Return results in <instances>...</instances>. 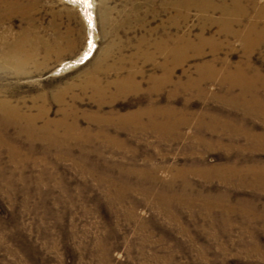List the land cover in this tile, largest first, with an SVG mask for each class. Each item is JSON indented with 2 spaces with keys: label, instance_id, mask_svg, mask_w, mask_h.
Instances as JSON below:
<instances>
[{
  "label": "rangeland",
  "instance_id": "374dc122",
  "mask_svg": "<svg viewBox=\"0 0 264 264\" xmlns=\"http://www.w3.org/2000/svg\"><path fill=\"white\" fill-rule=\"evenodd\" d=\"M13 12L0 16V99L60 138L92 135L36 139L26 159L0 145V264H264V141L248 135L264 133V0H16ZM226 78L255 94L236 86L228 104ZM138 111L143 129L120 127ZM176 116L188 118L178 140ZM212 116L250 149L227 153ZM233 159L259 174L198 171Z\"/></svg>",
  "mask_w": 264,
  "mask_h": 264
},
{
  "label": "bare ground",
  "instance_id": "6f19581e",
  "mask_svg": "<svg viewBox=\"0 0 264 264\" xmlns=\"http://www.w3.org/2000/svg\"><path fill=\"white\" fill-rule=\"evenodd\" d=\"M16 7V0H0V16H11L13 15V11ZM22 8V14L23 15H27L28 12H26V7H21ZM16 9H19L16 8ZM254 26V24H253ZM255 27V26H254ZM258 27V26H257ZM259 28V27H258ZM227 33V32H226ZM252 33H254L252 31ZM251 33V34H252ZM255 33H257L255 31ZM236 34V33H235ZM249 34L248 38H247V43H249L248 45H252V41H254L253 39L256 37H252V35H250V32L247 33ZM264 35V34H263ZM226 36V34H225ZM261 37V36H259ZM203 38V37H202ZM258 38V37H257ZM182 39V38H181ZM184 39V38H183ZM262 37L259 38V40L262 41ZM256 40V38H255ZM264 40V39H263ZM182 40H180L181 42ZM186 42V40H185ZM182 48V47H181ZM202 49V48H201ZM199 50V49H198ZM171 52V51H170ZM197 52V50H196ZM199 52V51H198ZM185 53V52H184ZM91 54V51L86 52V54L83 56V59L88 58ZM179 54V53H178ZM171 55V54H170ZM201 55V54H200ZM10 57H15V55H11ZM9 57V58H10ZM16 57H20L22 58L21 61L28 59L29 57H31V54H23V53H18L16 55ZM179 57V56H178ZM183 58V56H182ZM176 60V59H175ZM168 80V79H167ZM205 80V79H204ZM132 80H129L127 82H130ZM255 82V81H254ZM98 83V82H97ZM192 84L190 85H198L204 83L203 81L198 80V82H191ZM222 87H223V93L219 96H222V98H225L228 104L231 103L229 102L231 97H229L230 91L231 89L235 88L236 86H240L241 89L243 90L244 94H248L249 91H254V87H253V81H249V80H243L241 78H233L231 80L227 79L224 80L222 83ZM259 84V83H258ZM264 84V83H263ZM96 86L98 84H95ZM123 85V84H122ZM257 85V84H256ZM100 86V85H99ZM199 86V85H198ZM202 86V85H201ZM258 86V85H257ZM262 86V85H261ZM155 87H153L150 92L154 89ZM263 88V86H262ZM255 94V92H253ZM242 95L239 96V98L235 97V99L233 100V104H235L236 106H239V103H241V101L245 98L246 95H244L243 93H241ZM251 94V92H250ZM249 94V95H250ZM233 96V95H231ZM251 96V95H250ZM247 97V96H246ZM248 98V97H247ZM254 99V98H253ZM251 99V100H253ZM174 102V101H173ZM253 102V101H252ZM255 102V100H254ZM155 102H151V105L149 107L148 110H146V112H148L150 110V112L152 114L155 113L156 110V105L154 104ZM241 105V104H240ZM174 108V107H173ZM251 109V108H250ZM258 110V109H256ZM260 110V109H259ZM255 112V111H254ZM260 112V111H258ZM143 111H138L135 113H131L129 115H126L124 117L121 118L120 122H121V128L125 127V125H129V127L133 128V127H138L139 130L143 129V127H145V125H141V121H140V114H142ZM145 113V110H144ZM175 114H178L175 112ZM256 114V113H255ZM262 115V112H261ZM39 119L38 115H33L32 113H27V112H23L20 108L14 106L9 100L7 99H0V145L2 147H9V151H11L13 153L14 158L16 159H26L30 152H28L25 149V145L26 143H28L29 145L34 143V141L36 139H40V138H49L51 141H53L54 143L57 144H62L64 143L67 139H77L78 141H81L84 143V141H86V138L91 137L92 133L90 134L88 130L85 131H79L78 128L76 129V125L74 126H70L66 131L67 135L65 138H60V136H58V134L54 131L51 130V126L54 124L52 121L50 120H46L45 123L43 125H38L37 120ZM96 119V118H95ZM153 119V118H152ZM62 120V119H61ZM154 120V119H153ZM110 121V120H109ZM135 121V122H133ZM65 122V121H63ZM75 122V121H74ZM155 122V121H154ZM188 122V118L185 116H181V117H177L176 119H173V139L178 140L181 137V127L183 126V124ZM130 123H134L137 124L132 125ZM58 124V123H57ZM139 124V125H138ZM205 124V127L208 129H211L212 131L218 132V133H222L225 135H229L230 137H232L231 141L228 143H224L223 141L219 140V143L221 145L219 146H223V149L225 148V151L228 153L230 152V154H241L242 152L248 151L250 149L249 146L245 147L244 146H237V143H235V136L237 135V130L232 127L230 124L228 123H223L220 121V118L217 116H212L210 121H207V124ZM58 128V127H57ZM55 130V129H54ZM78 130V131H77ZM106 130L104 128H100V130L98 131V135H106ZM65 135V134H64ZM249 135V139H256V140H260L261 143L262 141H264V133L260 136H254L253 134H248ZM38 141V140H37ZM46 141V140H44ZM116 141V140H115ZM80 142V143H81ZM67 143V142H66ZM65 143V144H66ZM202 143H204V146L207 147L208 145L210 146L211 144L202 141ZM201 144V143H200ZM24 145V146H23ZM81 145V144H80ZM264 145V142H263ZM75 146V145H74ZM192 146V144H191ZM194 146L189 148L188 151L191 152L194 149ZM209 148V147H208ZM251 153V151H249ZM229 156V155H228ZM238 156V155H237ZM254 157V156H253ZM250 159V158H249ZM239 161L234 160L231 161L230 164L225 165V166H221V167H207V169H203V170H198L199 173L201 172L203 175H205L206 177H212L214 172H219L222 171V173H220L223 175L221 178L223 181H225V183L227 184H231V183H235L233 181H229L226 175L230 174V173H235V175H239L240 174H244L247 177V174H253V173H257L259 174L260 171L257 172L256 167L254 166H242L241 164L238 163ZM263 163V162H262ZM246 164V163H245ZM261 166V165H259ZM263 166V165H262ZM258 168V167H257ZM193 171H197V169H192ZM192 170H176L175 169V173H174V179H176L179 175L185 174L187 172H190ZM141 172V171H140ZM262 172V171H261ZM143 173V172H142ZM264 174V173H263ZM144 175V174H143ZM142 175V176H143ZM225 175V176H224ZM231 175V174H230ZM229 175V176H230ZM147 178H150L151 180H153L154 182H157L158 177L155 175V170L151 169L148 172L145 173V175ZM232 176V175H231ZM249 176V175H248ZM251 176V175H250ZM258 177V176H257ZM257 177H253L254 181H253V185L255 184L254 182H261L262 180L260 178ZM237 178V177H236ZM232 179V178H231ZM245 179V177L243 178ZM263 179V177H262ZM233 180V179H232ZM174 180H172L173 182ZM245 181V180H244ZM264 181V180H263ZM262 181V182H263ZM239 182V181H238ZM247 182V181H246ZM251 183V179L249 181ZM171 183V182H170ZM224 183V182H223ZM248 183V182H247ZM172 184V183H171ZM187 184H190V182H188ZM241 186V185H240ZM245 186V185H244ZM247 187H249L248 185H246ZM254 187V186H253ZM262 186H260L261 188ZM139 188V187H138ZM254 189V188H253ZM143 190V189H142ZM121 191V190H120ZM145 192H148L146 189L144 190ZM152 191V190H151ZM122 192H125V190H122ZM120 196V195H119ZM121 196H123L121 194ZM158 196L160 197L158 200L160 201V203L162 204H166V202L168 201H177L181 204V196L174 194H170L168 195L167 193H161L160 195L158 194ZM118 198V197H117ZM203 203L208 204V206L210 207V203H206L209 201V199L206 198H202ZM200 199V200H201ZM171 203V202H169ZM190 203V202H189ZM162 204V205H163ZM214 204V203H213ZM216 205V204H215ZM223 206V205H222ZM226 208V207H225ZM224 209V207L222 208ZM227 209V208H226ZM230 209V208H229ZM166 210V209H165ZM203 210V209H202ZM201 211V210H200ZM206 211V210H205ZM209 211V210H208ZM235 211V210H234ZM253 211V210H252ZM246 212V211H245ZM243 211V213H245ZM232 213V211H231ZM257 213V212H256ZM259 213V212H258ZM235 214V213H234ZM250 214H253L250 212ZM172 215V214H171ZM226 215V214H225ZM229 215V214H228ZM226 215V216H228ZM256 215V214H255ZM246 216V215H245ZM253 216V215H252ZM248 218V217H246ZM261 218V217H260ZM250 219V218H249Z\"/></svg>",
  "mask_w": 264,
  "mask_h": 264
}]
</instances>
